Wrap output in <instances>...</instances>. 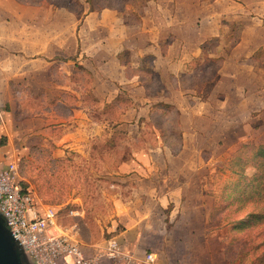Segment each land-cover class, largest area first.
Listing matches in <instances>:
<instances>
[{
  "label": "crops",
  "instance_id": "obj_1",
  "mask_svg": "<svg viewBox=\"0 0 264 264\" xmlns=\"http://www.w3.org/2000/svg\"><path fill=\"white\" fill-rule=\"evenodd\" d=\"M189 2L156 0L160 9H150L133 26L114 9H90L86 0L79 17L43 2L0 0L1 141L28 145L32 152L36 145H49L61 153L58 159L73 149L87 159L100 138L111 140L117 130L133 135L149 130L152 115L166 118L165 106L178 113V152L167 151L158 134L156 149L144 143L122 157L123 175L137 181L138 198L128 200L149 209L138 229L139 222L116 237L131 257L126 264H188L184 253L175 259L159 249L144 250L150 220L156 209L168 206L170 223L179 209L202 210L183 241L196 243L192 246L200 251L193 254L205 255L198 264L209 262L210 241L221 240L208 232L205 216L216 165L243 144H264V0H214L221 3L218 11L209 2L194 10ZM153 14L152 24L147 18ZM194 15L201 21L193 22ZM213 15L222 21L213 22ZM213 58L216 80L201 99L200 89L185 87L184 79L194 78ZM211 126L219 129L217 139H211ZM212 143L218 147L213 154ZM144 197L148 201L142 203ZM160 223L162 243L169 234L163 219ZM147 254L154 256L152 263L145 261Z\"/></svg>",
  "mask_w": 264,
  "mask_h": 264
},
{
  "label": "rangeland",
  "instance_id": "obj_2",
  "mask_svg": "<svg viewBox=\"0 0 264 264\" xmlns=\"http://www.w3.org/2000/svg\"><path fill=\"white\" fill-rule=\"evenodd\" d=\"M36 1L39 0H18V2L26 4ZM83 1L48 0L46 2L42 0L41 2L47 7L72 11L78 16ZM163 1L171 2V0ZM177 1L179 3L185 2V0ZM189 1H191L188 3L189 7L192 6L194 10L203 7L208 2L213 3L211 7L215 8L216 11L221 9V3H215L214 0ZM88 2H91L96 10L101 8L116 10L124 23L133 26L142 23V18L147 12L154 8L160 9L156 6V0H88ZM228 2L230 3V1ZM168 6L170 5L163 6L162 4L161 8H168ZM183 12L180 10V14ZM197 13L195 14L198 15ZM196 15H194L195 19L197 18ZM149 18H147L149 23L157 19L154 14ZM211 18L217 24L222 21L219 20L221 18L219 15H213ZM197 20L201 21V18H197L193 22H197ZM214 41L210 43L211 46L214 45ZM204 65V68L202 65L197 69L199 74L197 73L194 78L186 77L184 79L185 87L196 86L195 88L200 89V91H196V96L201 99H206L208 90L216 80L218 59L213 58ZM155 115L150 118L149 130L142 129V131L135 132V135H133L134 132L128 134L122 130H117L111 140L100 138L92 145L91 155L87 159L80 157L73 149L66 150V153L69 154L58 159L61 153L51 151L52 147L49 145L44 148L41 145H36V151L32 152L28 145L8 142L5 138L0 146L3 147L0 151V161H3L2 164L5 165L16 161L19 174L18 182L22 189L35 194L42 204L57 211L59 223L76 234L84 249L91 253L93 247L102 244L103 240L116 238L121 232L139 222L137 224L138 229L142 225L140 219L147 210L149 211V209L141 207L139 202L134 204L128 200L134 199L135 196L138 198L137 191H133L137 186V181L136 179L128 180L126 179L128 175H123L122 157H127L128 153L139 151L145 146L144 143H149L151 148L156 149L157 145L153 139L158 134L164 138L166 150L168 149L171 153L180 150L181 130L178 128L177 111L171 109V106H165L163 115L166 118ZM152 126L157 128L159 132L156 133ZM210 128L211 139H217V130L219 129H214L212 126ZM260 145L264 146V144H243L242 148L240 147L216 165L217 170L211 178L209 190L205 193V196L209 197L207 199L208 204L210 205L212 202L210 212L205 210V216L208 217V232L221 237V240L210 241L211 255L206 256L209 261L206 264H264V221L249 229H241L235 224L239 219L250 214H260L261 219H264V178L260 181V185L253 183L252 189L248 192L252 197L250 203H244L245 197L242 195L244 188H240L242 184L239 183V176L246 177L247 181L252 179L253 174L256 173V165L253 164V166L249 160H246V157L257 151V147ZM16 147L19 148V152L13 154V149ZM88 150L90 151V147L87 148ZM208 151L212 154L216 153L218 147L212 143ZM213 167L214 165H212ZM172 168L177 169L176 163L172 164ZM196 181L194 179V182ZM256 186L260 188L259 194L255 193ZM190 195L191 193H189ZM193 196L195 201L199 199V193H193ZM142 200L143 203L148 201V198L144 197ZM161 210L156 209V218L150 220L153 225L148 226L147 232H144L146 237V249L144 250L149 252L159 249L175 259H181V256L184 255L188 264H198L205 255L193 254V252L198 253L200 250L197 251L196 248H193L192 245L196 243H190L186 239L183 241V236L186 237V233L194 226L191 221H197L203 217L202 210L199 212L197 209H179L181 213L180 211L173 212L171 223L167 217L171 214L172 207L168 206V208ZM71 212L73 213L71 214ZM162 219L166 229L165 233L169 235L168 239L161 243L157 234L162 228L160 223ZM185 243L189 244V248H185ZM24 261L26 264H30L23 258Z\"/></svg>",
  "mask_w": 264,
  "mask_h": 264
},
{
  "label": "built area",
  "instance_id": "obj_3",
  "mask_svg": "<svg viewBox=\"0 0 264 264\" xmlns=\"http://www.w3.org/2000/svg\"><path fill=\"white\" fill-rule=\"evenodd\" d=\"M18 177L16 163L0 165V217L27 262L126 264L131 259L115 237L103 240L88 253L76 234L59 223L57 211L22 189ZM154 260L152 254L146 255V262Z\"/></svg>",
  "mask_w": 264,
  "mask_h": 264
},
{
  "label": "trees",
  "instance_id": "obj_4",
  "mask_svg": "<svg viewBox=\"0 0 264 264\" xmlns=\"http://www.w3.org/2000/svg\"><path fill=\"white\" fill-rule=\"evenodd\" d=\"M42 0H39L38 2H41ZM43 1H48V0H43ZM37 1L34 3H38ZM87 3L90 7V9H94V7L92 6L91 2ZM1 141V140H0ZM0 144L2 145L3 142L1 141ZM257 151H255L253 154H250V156L246 157V160H249L252 165H256V173L253 174V178L250 180L246 181V177H240V181L242 185H240V188H244V190L242 191V195H244L245 200L244 203H250V200L252 199V197H250V195L248 194V192L250 191V189H252V185L253 183H257V185H260V181H262V179L264 178V146L260 145L257 147ZM253 165V166H254ZM237 175V174H236ZM251 186V187H250ZM250 187V188H248ZM260 187V186H259ZM255 193H258V190H260V188H258V186L255 187ZM259 194V193H258ZM260 199V198H259ZM257 200V199H255ZM254 202V201H252ZM256 203V202H255ZM260 214H250L247 215V217L241 218L239 219V221L236 224V227H240L241 229H249L254 225H258L261 222L264 221V219H261L262 217H260Z\"/></svg>",
  "mask_w": 264,
  "mask_h": 264
},
{
  "label": "water",
  "instance_id": "obj_5",
  "mask_svg": "<svg viewBox=\"0 0 264 264\" xmlns=\"http://www.w3.org/2000/svg\"><path fill=\"white\" fill-rule=\"evenodd\" d=\"M23 258L22 252L0 217V264H24Z\"/></svg>",
  "mask_w": 264,
  "mask_h": 264
},
{
  "label": "flooded vegetation",
  "instance_id": "obj_6",
  "mask_svg": "<svg viewBox=\"0 0 264 264\" xmlns=\"http://www.w3.org/2000/svg\"><path fill=\"white\" fill-rule=\"evenodd\" d=\"M24 264H26L25 261H24Z\"/></svg>",
  "mask_w": 264,
  "mask_h": 264
}]
</instances>
